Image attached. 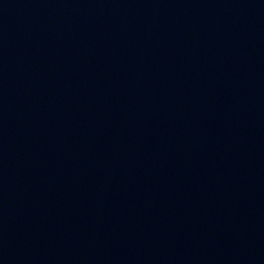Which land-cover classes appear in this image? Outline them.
I'll list each match as a JSON object with an SVG mask.
<instances>
[{"label":"water","instance_id":"water-1","mask_svg":"<svg viewBox=\"0 0 264 264\" xmlns=\"http://www.w3.org/2000/svg\"><path fill=\"white\" fill-rule=\"evenodd\" d=\"M0 264H264V0L2 7Z\"/></svg>","mask_w":264,"mask_h":264}]
</instances>
